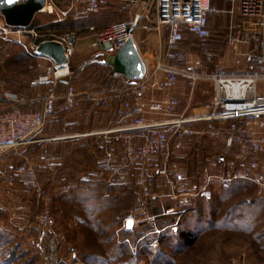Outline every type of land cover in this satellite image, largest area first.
Segmentation results:
<instances>
[{
    "label": "built area",
    "instance_id": "1",
    "mask_svg": "<svg viewBox=\"0 0 264 264\" xmlns=\"http://www.w3.org/2000/svg\"><path fill=\"white\" fill-rule=\"evenodd\" d=\"M225 1L228 9L221 11L211 0H154L153 28L159 40L164 37V43L158 60L146 69L144 77L132 85H124L123 80L109 81L94 92L78 93L69 86L63 96L66 110L73 109L80 98L101 100L104 104L117 99L107 127L87 135L96 138L102 152L98 177L108 182L116 180L136 190L140 207L125 219L124 225L154 220L145 210L150 196L160 202L163 198L175 203L180 209L163 208V214L179 217L192 199L209 201L218 189L251 190L255 197L264 198V90L259 91L260 84L264 85V0ZM65 2L62 9L50 5V13L55 10L56 15L65 17L79 6L89 13L99 9V0ZM236 10L248 29L227 32L226 45L256 69L231 74L225 71L221 55L211 48L208 16L222 12L234 14ZM138 21L139 16H134L93 32L91 48L96 52H115L133 37ZM23 33L31 38L27 52L33 57L40 56L39 43L35 41L42 38L41 42L59 43L66 59L60 65L49 59L51 65L45 75L36 78L33 85L54 86L56 80L70 74L69 62L78 40L76 32L44 39L36 28L11 32L3 27L0 37ZM191 38L196 40L194 52L184 47ZM243 47L248 50L238 54ZM181 80L188 88L184 96L179 93ZM199 84L210 85V100L207 104L193 105ZM55 99L53 92L48 91L39 110L23 112L17 95L0 93V104L5 100L11 102L8 108L0 110V160L30 143L55 117ZM205 139L217 145L215 151L205 155L196 146L191 154L189 149ZM190 155L195 158V176L187 173L186 161ZM9 169H0L6 189L17 190L16 177L24 178L28 192H35L43 205H50L51 197L39 184L31 165L21 164L13 172ZM194 179L196 183L192 182ZM17 209L18 218L28 213L22 204ZM36 218L42 232L52 230L49 215ZM243 262L244 256L230 263Z\"/></svg>",
    "mask_w": 264,
    "mask_h": 264
},
{
    "label": "trees",
    "instance_id": "2",
    "mask_svg": "<svg viewBox=\"0 0 264 264\" xmlns=\"http://www.w3.org/2000/svg\"><path fill=\"white\" fill-rule=\"evenodd\" d=\"M60 1L62 0H51V2ZM212 2L211 4L213 5ZM108 7L109 9H119L112 4ZM84 12L89 13L86 9ZM35 19L34 17L30 27L38 28V30H51L54 33L62 29L76 28V23L72 18L61 21L53 20L45 26H37ZM117 22L119 21L111 22L107 26ZM107 26H105V28ZM42 40V38H38L35 43H40ZM8 52H10V49L6 50L5 55H9ZM19 54L26 60L33 58L27 50L25 51V48H22ZM10 60L11 64L14 63L13 58H10ZM19 76H22L21 80ZM11 78H3L6 85L5 87L15 92L18 96L30 98L32 83L38 78L37 74H33V71H30V68L25 66L19 69V73H14ZM106 78V73L100 72L97 65H93V72L85 80V83L90 84L87 88L90 87L94 90H99L109 83H105ZM55 82L56 87L53 91L61 88H65L66 90L72 83V80L69 79L65 84L58 80ZM61 107L58 103H55V117L49 121L50 124V122L57 119L53 123L55 130L52 132L47 131V136L53 137L73 131H83V122L77 125H64L63 127L60 121H62L64 115L71 111V109L66 110ZM40 108L41 104L38 109H36L34 105H30L22 107V111H37ZM92 139L89 145L94 148V152L97 153L94 166L96 173L94 172L95 174H93L92 172V174H90L91 176L87 179L75 178L71 173V168L67 161L69 157L72 158V151L74 150V148L70 146L71 142H67L62 150L56 149L51 153L42 145H30L26 148L17 163H22L26 159L34 158L40 154H42L45 160L55 162L50 163L53 167L52 169L40 167L37 172L38 182L47 190L51 197L49 206L43 205L37 198L35 192H28L25 184L26 180L23 181L20 177H16L17 182H19V185L24 189L21 191V194H19L21 199L18 204L24 205L25 208L29 210L28 223L32 224L37 216L49 215L52 220V229L58 226L60 230L59 233L73 245L74 251L78 252V260L81 259V261H85L87 264H135L134 261L141 262L143 260H147L149 264H164L167 261L170 262L173 260V254H182L185 250L194 246L200 235L198 234V228H193V226L189 224L187 217L192 213H196L198 219L199 216H202L199 210L203 209L198 208V206L189 212H185L179 218L171 215L168 216L163 214L164 209L160 201L153 198V196L147 199L150 205L148 213L154 217L153 221L145 223L139 222L135 225L136 228L131 230L124 228L115 232L112 231L113 227H117L120 222L119 220L126 214L125 209V211L123 210L122 213L120 212V214L116 215L112 211V208L114 206L120 208V205L126 204L128 202L127 197L132 198L130 190H132L133 187L130 186V188H128L126 185H122L116 180L108 182L107 179L98 177V161L102 152L98 147L96 138ZM208 143L209 140L208 142L206 139L203 141V151L211 150V146ZM80 146L83 147L82 143H80ZM50 155L58 157L53 159L49 157ZM1 160H3V158ZM16 165L19 166L21 164H15V166ZM9 171L13 172L14 169H9ZM235 190L236 189L229 191L226 195L230 194L231 197H233L235 194L238 195V192H241L243 195V197H241V199L243 198L242 200L236 202L224 198L226 195H222L224 193L223 191V193L213 196L209 201L202 200L208 203L203 212L205 211L210 214L212 211H217L222 207L219 206V203L221 202L222 205L223 202L228 200L229 204L226 207L222 220L219 223H214V226L221 232L233 234L238 241L246 242L245 245L248 246L251 251L257 249L260 256L262 253L264 255V200H261L264 198L255 197L251 190L247 192L238 191V189L237 191ZM126 198L127 201L125 202L124 199ZM131 198L130 202L132 205L133 200ZM119 211L120 210L116 212L118 213ZM26 230L27 228L23 231L26 232ZM156 230H158V232H155ZM93 234L98 238L93 237ZM245 237L250 240V243L245 240ZM93 241L95 247L96 244L99 245L98 249H92ZM100 251H102V253H100ZM250 257L257 263L261 262L259 257L258 259L252 256Z\"/></svg>",
    "mask_w": 264,
    "mask_h": 264
},
{
    "label": "rangeland",
    "instance_id": "3",
    "mask_svg": "<svg viewBox=\"0 0 264 264\" xmlns=\"http://www.w3.org/2000/svg\"><path fill=\"white\" fill-rule=\"evenodd\" d=\"M112 0H99V10L102 9L101 13H85L83 12L81 15H78L77 13L74 14H67L65 17H59L56 15V11L52 13L51 7L46 8L47 12H40L37 13L35 16V20L37 23V26H45L55 21H61V20H68L72 18V20L76 23L75 29H62L57 32L48 30H38L36 31L39 33V35L43 36L44 39H56L57 37H60L62 35L67 34V32H76L79 38V35L81 36V32H90V35H93V32L98 30H103L105 26L110 24L111 22L115 21H124L127 20L129 17L126 18L124 14H122V11L120 9H106L111 3ZM48 5L54 4L55 9H62V6L66 5L65 0H62L60 2H51V0H47ZM114 6V4H112ZM99 14V17L96 18L95 15ZM124 15L125 17H123ZM104 16H108L109 22L104 26H94V23L96 20H101L99 23L102 22V18H105ZM71 21V20H70ZM90 25V26H89ZM6 27L11 32H15L20 29H16L13 27H8L4 24L3 18L0 16V31L1 28ZM93 28V29H90ZM143 35H146V32H142ZM141 33V35H142ZM135 37L138 35L137 32H134ZM144 35V36H145ZM93 37V36H92ZM20 40V41H18ZM143 38L141 40L137 41V46L140 50V52H144L146 46L145 43L142 42ZM154 43V42H153ZM151 43V46L153 45ZM31 45V38L26 34H10L7 38L0 37V80L3 81V78H11V76L14 73H19V69L24 68L25 66H28L30 68V71L37 70L38 75H42L46 68V63L37 60L34 57L25 59L21 54H19L20 50L23 48H26V50H29ZM4 49H10V52L5 55L6 50ZM4 50V51H3ZM25 50V51H26ZM10 58H13L14 63L11 64ZM37 60V61H36ZM150 68V67H149ZM33 71V74H34ZM93 72V67L90 71ZM3 77V78H2ZM12 79V78H11ZM4 83V81H3ZM5 84V83H4ZM71 85V84H70ZM75 86L74 84H72ZM6 86V85H5ZM210 85L209 84H199L198 88L195 91L194 99H193V105H198L200 103L207 104V102L210 99ZM117 99H113L111 103H109L108 106V113L113 111L117 105ZM96 103H102L98 100H92ZM199 102V103H198ZM58 103L61 108H63V103L61 100H58ZM198 103V104H197ZM107 107V106H106ZM110 118L108 119V121ZM86 142L87 140H81L80 142L76 143H70V146L74 148L72 153V158H68V164L70 166L71 173L75 178L79 179H87L90 174H95L94 166H95V160H96V152H94V148H92L89 144L85 143L83 147L80 146V143ZM208 142V139H206ZM195 143V142H194ZM194 143L192 145H194ZM211 146V150L202 151L203 142L196 143L195 146L191 147L189 150L191 154L194 152V148L197 146V149L201 150L205 155L209 152H214L217 148V145L212 144L211 141L208 143ZM31 143H27L20 148H27L30 146ZM80 146V147H77ZM76 147V148H75ZM19 148V149H20ZM196 149V150H197ZM195 150V152H196ZM70 153V154H71ZM37 155V154H36ZM36 156V158H29L30 163L32 165H37L36 162L40 163V157ZM15 157V156H14ZM19 155L16 156L15 161L13 160V163L15 164H23L24 162H19ZM43 158V157H42ZM187 173L189 175L195 176L196 173V163L195 158L193 155H190L187 159ZM1 163V160H0ZM95 172V173H94ZM192 182H197L196 179L192 180ZM18 186L19 182H17ZM40 184V183H39ZM2 180L0 178V264H87L85 261L78 260L79 254L77 251H74L73 245L70 244L63 235H61L59 232V227L55 226V229L53 228L50 232L44 230L41 231V224L38 222L37 218L32 224H29V213H25L26 216H20L22 217V222L17 223L14 222L15 217L19 216V210L17 207L19 206L18 201L12 200L13 203L10 202L9 197L12 196L14 193L13 190H5L2 186ZM130 188V187H128ZM132 189V187H131ZM235 189V188H234ZM233 188H227V189H218L216 193L213 196H217L220 193H224L222 195H226L229 193V191H233ZM135 188L130 190V193H132V198H128V202L126 204L120 205V208L114 206L112 208V211L117 215L122 213L123 210L126 209V214L119 220L118 226H114L112 231H118L126 228L125 219L129 217L131 214H133L137 208L140 207V201L137 199V195L135 192ZM226 191V192H225ZM237 191V189L235 190ZM239 191V190H238ZM251 193V192H250ZM219 197V196H218ZM217 197V198H218ZM241 197H243L241 192H238V195H234L231 197L230 194L226 195L224 198H228L232 201H240L242 200ZM127 198L124 199V201H127ZM130 198L133 200L132 205L130 202ZM213 198V197H212ZM148 199V198H147ZM145 202V210L148 212V209L150 208L149 203ZM249 199V197H248ZM30 200V199H29ZM264 200V199H261ZM201 199H192L190 201V204L185 208V212H189L195 208H202L203 210L206 209L207 202H204ZM129 203V204H128ZM161 206L163 208L167 207H174L176 210L180 209L176 206L175 203L169 202L167 200H163L160 202ZM229 201L226 200L221 205V202L219 203V206L221 207L217 211H212V213L208 214L207 212H203V210H199L202 216H199L198 219L196 217V213L190 214L188 218V222L190 225L193 226V228L197 227L198 234L200 235L198 239L196 240L194 246L191 248H188L185 250L182 254L175 255L173 254V260L170 262L167 261L164 264H231L232 259H239L242 256H244V262L243 264H264V255L260 256L259 251L257 249H253V252L251 249H249L248 246H246V242L238 241L233 234L221 232L218 230L214 223H219L225 213L226 207L228 206ZM28 210V209H27ZM120 210L118 213L116 211ZM29 211V210H28ZM194 212V211H192ZM150 215V214H149ZM166 215V214H165ZM170 216V215H168ZM171 216H176L179 218L177 214H171ZM143 223V222H141ZM145 223V222H144ZM135 226V225H134ZM132 225L131 229H135ZM27 228L26 232L23 230ZM127 229V228H126ZM130 229V230H131ZM128 230V229H127ZM157 231V230H156ZM93 237L98 238L93 234ZM130 238V237H129ZM245 240L249 242L250 240L245 237ZM250 243V242H249ZM245 245V246H244ZM99 245L96 244V247L94 246L93 241V247L92 249H98ZM102 253V251H100ZM99 254V253H98ZM235 255V256H234ZM234 256L233 258L229 259L230 257ZM250 256L254 257L255 259L261 260V262L257 263L252 259ZM98 257V256H96ZM135 264H149L147 260H143L141 262L134 261Z\"/></svg>",
    "mask_w": 264,
    "mask_h": 264
},
{
    "label": "crops",
    "instance_id": "4",
    "mask_svg": "<svg viewBox=\"0 0 264 264\" xmlns=\"http://www.w3.org/2000/svg\"><path fill=\"white\" fill-rule=\"evenodd\" d=\"M110 3L118 7L122 11V14L126 16V18L139 16L137 27L132 32L133 34L132 38L136 46H137V41L143 38L142 42L145 43V46H146L144 52L143 53L140 52L138 46L137 48L145 62L146 69L149 67H152L154 63L158 60L160 53L162 51V48H163V43H164V37L161 40H159V37L157 36L153 28V20L155 18L154 17L155 16L154 0H112ZM212 3L215 8L221 11L228 9V4L225 0H213ZM106 9H109V7H106ZM84 11H85V8L83 6H79L78 9L75 12L70 13V15L74 13L81 15ZM101 11L102 9L99 10L98 13L100 14ZM237 12L238 11L236 10L234 14L222 12L217 15L208 16V26H209L210 32L212 33L211 34L212 36L211 37V48L212 50L218 52L221 55L225 71L231 74L245 73L247 71L256 69V67L250 64L247 61V59H245L243 56L236 55L226 45L227 32H244L245 30L248 29V24L242 20V17L239 16ZM99 14L95 15V17L98 18ZM124 15L122 16L125 17ZM104 17L105 18H102L103 23H99V21L101 20H96L94 23V26L98 27V26L106 25L109 22V19H106V18H109V17L108 16H104ZM134 32L138 33L136 37L134 35ZM142 32H146V35L144 34L145 35L144 36ZM92 36L90 35V32H81V36L79 35L73 56L71 57L70 62H69L70 74L66 77L58 79V81L63 84H65L69 79H71L72 83L69 86H73L72 84H74L75 86L73 87H75L78 93L85 92V91H91V92L97 91L90 87L87 88L88 85L90 84L85 83V80L91 74L90 71L93 65H97L98 70L100 72H105L107 75V70L104 67L99 66L96 62L90 63L91 58L93 56L101 53V52H96L91 48L90 44L93 40ZM151 43H153L152 46H151ZM184 47L187 48L188 51L194 52L196 48V40L194 38H191L190 41L184 44ZM247 50L248 49L243 47L239 50L238 54H243ZM251 50H252V47H250V51ZM108 54H112V53H108ZM34 58L46 63L47 66L42 75H38L37 70L35 71L33 70L34 73L37 74V77L44 76L47 67L51 65L50 60L45 57H41V56L34 57ZM21 78L22 76H19L20 80ZM4 83L2 80H0V93L9 92V93L17 95L15 92L8 90L7 87H5ZM55 87H56V82H54V86L32 85L31 87L32 93H31L30 98L21 97L17 95V97L21 99V102L18 104V106L20 107V109H22V107L24 106L34 105L35 108L38 109L39 105L42 104L43 97L46 95L48 91H52L53 94L55 95L56 97L55 103H58L59 99L61 100V102H63V96L65 95L67 89L65 90V88H61V89H58V90L56 89L55 91H53ZM263 90H264V85L260 84L259 91L262 92ZM179 93L182 96L187 95L188 93V88L186 87L185 82L182 80L179 82ZM98 101L102 102L101 100H98ZM109 103L111 102H108L106 105L103 102L96 103L95 101H86L80 98L78 100L77 105L73 109H71V111L67 112L66 113L67 115L66 114L64 115L60 123H62L64 127V125H68V126H70V124L77 125L83 122L84 123L83 131L78 130V131H73L71 133L55 135L53 137L47 136V131L52 132L53 130H55L53 123L57 120L56 119L50 122V124L48 123L49 125L47 124L45 126V128L30 142L31 145H38V146L42 145L47 151L51 153V152H54L56 149L62 150L64 148V145L67 142L77 144V142H80L81 140L82 141L87 140L86 142L85 141L82 142V145H85V143L91 144L93 140L92 138L94 137L88 136L87 134L94 132V131L101 130L103 128H106L108 125V122L110 121V120L108 121V119L109 118L111 119L113 116V111L108 113V108L106 107L109 105ZM10 105H11V102L8 100H5L3 103L0 104V110L8 108ZM25 150L26 148H20V149H17L15 151H12L6 154L3 157V160H1L0 169L5 167L7 169L10 168V169L15 170L18 165L15 166V163H13V160L15 161V158L17 155H19L20 157L25 152ZM49 157L56 159L58 156L50 155ZM24 163L29 164L30 160L26 159ZM50 163H55V162H49L45 160L44 158H42L41 156L40 163L36 162L37 165H32V164H29V165H31L34 168L36 178H37L38 168L46 167L48 169H52L53 167L50 165ZM21 179L25 181L24 178H21ZM1 186L5 190H8L3 185ZM23 190L24 189L21 186H18V189L13 192L14 194L12 196L10 195L9 197L10 202L13 203L12 200L20 202L21 198L19 194H21V191ZM21 220L22 218H18L17 216L15 217L14 222L20 223L22 222Z\"/></svg>",
    "mask_w": 264,
    "mask_h": 264
},
{
    "label": "water",
    "instance_id": "5",
    "mask_svg": "<svg viewBox=\"0 0 264 264\" xmlns=\"http://www.w3.org/2000/svg\"><path fill=\"white\" fill-rule=\"evenodd\" d=\"M47 0H0V16L4 24L16 29L30 28L37 13L43 12ZM37 53L53 61L56 65L66 62L62 46L55 41L41 42ZM96 62L107 70L105 82L123 80L124 85H132L141 80L146 74L145 62L133 40L127 42L112 54L101 52L91 58L90 63ZM131 222L126 228L130 230Z\"/></svg>",
    "mask_w": 264,
    "mask_h": 264
},
{
    "label": "bare ground",
    "instance_id": "6",
    "mask_svg": "<svg viewBox=\"0 0 264 264\" xmlns=\"http://www.w3.org/2000/svg\"><path fill=\"white\" fill-rule=\"evenodd\" d=\"M49 7H51V6L46 4L45 8L43 9V12H47L46 8H49ZM48 13H50V12H48Z\"/></svg>",
    "mask_w": 264,
    "mask_h": 264
}]
</instances>
